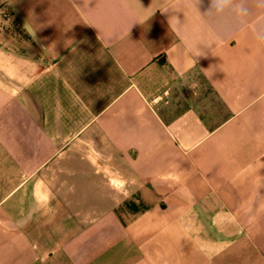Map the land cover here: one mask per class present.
<instances>
[{"label":"crops","instance_id":"0c3cea01","mask_svg":"<svg viewBox=\"0 0 264 264\" xmlns=\"http://www.w3.org/2000/svg\"><path fill=\"white\" fill-rule=\"evenodd\" d=\"M234 2L0 0V264H264V4Z\"/></svg>","mask_w":264,"mask_h":264},{"label":"clouds","instance_id":"9594fccd","mask_svg":"<svg viewBox=\"0 0 264 264\" xmlns=\"http://www.w3.org/2000/svg\"><path fill=\"white\" fill-rule=\"evenodd\" d=\"M259 2L264 4V0H259ZM228 9H232L238 17H244L247 15V9L244 7L243 3L237 5L234 0H211V10L208 14L216 15Z\"/></svg>","mask_w":264,"mask_h":264}]
</instances>
